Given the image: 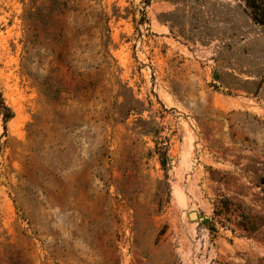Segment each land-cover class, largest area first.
<instances>
[{
  "label": "rangeland",
  "instance_id": "374dc122",
  "mask_svg": "<svg viewBox=\"0 0 264 264\" xmlns=\"http://www.w3.org/2000/svg\"><path fill=\"white\" fill-rule=\"evenodd\" d=\"M75 8L0 0V264H264V0Z\"/></svg>",
  "mask_w": 264,
  "mask_h": 264
},
{
  "label": "trees",
  "instance_id": "16d2710c",
  "mask_svg": "<svg viewBox=\"0 0 264 264\" xmlns=\"http://www.w3.org/2000/svg\"><path fill=\"white\" fill-rule=\"evenodd\" d=\"M81 0H50L53 4H55L58 12L62 14L64 19L66 20L68 15L71 12L76 11L75 7H79V3ZM87 14H83V17H86ZM106 24V23H105ZM106 26V25H105ZM82 34H84L83 31L75 32V35H78L77 37H81ZM80 77H85L83 74ZM87 85H93L90 80H87ZM118 87L120 90L125 94L122 95L123 99L120 104H122L125 107L126 115L124 116L126 118L127 115L130 113H135L138 115L135 122V128L137 129V132L141 135L145 136H157L160 132L159 125L152 121V120H146L145 118H142L140 114L145 110L143 107V104L140 103L139 99H137L131 92L130 87H128L126 84H119ZM47 88V87H46ZM48 90V89H47ZM0 112L2 114V118L4 123L12 117V111L9 107H7L4 104L3 98L0 95ZM155 150L158 153V159L161 164V166H165L167 164V144L159 145V142L156 141L155 143Z\"/></svg>",
  "mask_w": 264,
  "mask_h": 264
},
{
  "label": "water",
  "instance_id": "95a60500",
  "mask_svg": "<svg viewBox=\"0 0 264 264\" xmlns=\"http://www.w3.org/2000/svg\"><path fill=\"white\" fill-rule=\"evenodd\" d=\"M188 217H189L190 219H194V218H196V219H201V217H199L195 211H190V212L188 213Z\"/></svg>",
  "mask_w": 264,
  "mask_h": 264
}]
</instances>
